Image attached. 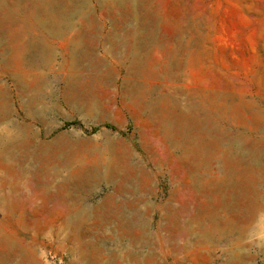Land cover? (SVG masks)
<instances>
[{"label": "rangeland", "instance_id": "rangeland-1", "mask_svg": "<svg viewBox=\"0 0 264 264\" xmlns=\"http://www.w3.org/2000/svg\"><path fill=\"white\" fill-rule=\"evenodd\" d=\"M36 1L0 0L4 264H264V0Z\"/></svg>", "mask_w": 264, "mask_h": 264}, {"label": "bare ground", "instance_id": "bare-ground-1", "mask_svg": "<svg viewBox=\"0 0 264 264\" xmlns=\"http://www.w3.org/2000/svg\"><path fill=\"white\" fill-rule=\"evenodd\" d=\"M17 1V0H16ZM21 1V0H20ZM25 1H27V0H25ZM30 1V0H29ZM36 1V0H35ZM44 1V0H43ZM50 1H53V0H50ZM37 2V1H36ZM40 2V1H39ZM47 2V1H46ZM55 2V1H54ZM18 3V2H17ZM20 3H22V2H20ZM30 3V2H29ZM45 3V2H44ZM51 3V2H50ZM37 4V3H36ZM33 5H34V3H33ZM54 5H55V3H54ZM53 6V5H52ZM32 7V6H31ZM18 10V9H17ZM21 11V10H20ZM53 13H54V11H53ZM53 13H51V14H48L49 16H55V17H58V18H62V17H64L63 16V14L65 13L66 14V18H72V16H73V14H75V13H72L71 11H69L68 9H66V10H63V11H58V12H56V14H53ZM13 15V14H12ZM19 15V14H18ZM21 15V14H20ZM23 15V14H22ZM21 15V16H22ZM15 16V15H14ZM19 17V16H18ZM14 18V17H13ZM20 18V17H19ZM82 18V17H81ZM111 32V31H110ZM109 32V34H111ZM114 35V34H113ZM112 36V35H111ZM116 38V37H115ZM146 38V37H145ZM109 40H110V38H109ZM120 42V41H119ZM114 43V42H113ZM124 43V42H123ZM80 44V43H79ZM114 45V44H113ZM76 47V46H75ZM115 47V46H114ZM118 47V46H117ZM81 48V47H80ZM114 50V49H113ZM112 50V51H113ZM117 50V49H116ZM118 50H119V48H118ZM85 50H83L82 51V53L84 52ZM73 52V51H72ZM78 53V52H77ZM82 53H80L81 55L80 56H82L83 58H84V56L82 55ZM84 53H86V51L84 52ZM112 53V52H111ZM120 53V52H119ZM115 54H116V52H115ZM86 55V54H85ZM76 58V57H75ZM75 58H73V62H74V60H75ZM79 59V58H78ZM78 61H80V60H78ZM84 61V60H83ZM75 63V62H74ZM78 63V62H77ZM79 64V63H78ZM101 64V63H100ZM122 64V63H121ZM81 65V64H80ZM84 66V65H83ZM51 67V66H50ZM82 68V67H81ZM106 68V67H105ZM35 73V72H34ZM4 142H5V138L3 137V136H0V152H2V151H4V147H3V144H4ZM192 150V149H191ZM2 197V196H1ZM11 198V197H10ZM108 198H109V196H108ZM25 199H26V197H25ZM14 200H15V198H14ZM16 200H18V198H16ZM21 200V199H20ZM20 200H19V202H20ZM112 200V199H111ZM110 200V201H111ZM8 201H10V200H8ZM13 201V200H12ZM11 201V202H12ZM27 201V200H26ZM109 201V202H110ZM10 202V203H11ZM16 202V201H15ZM15 202H13L14 203V205H15ZM24 202H25V200H24ZM21 204V203H20ZM24 203H22L21 204V206L23 205ZM7 205H12V203L11 204H7ZM16 205H17V203H16ZM86 205V204H85ZM52 206V205H51ZM84 206V205H83ZM113 207H114V204L112 205ZM111 206V208H113ZM12 207V206H11ZM18 207V205L15 207V209ZM20 207V206H19ZM10 208V207H9ZM12 208H14V206L12 207ZM24 208V207H23ZM115 208V207H114ZM82 209V208H81ZM107 209H108V207H107ZM107 209H105L106 210V212H107ZM110 209V208H109ZM8 210V209H7ZM83 210V209H82ZM9 211H10V209H9ZM13 211V210H12ZM111 211V210H110ZM105 214V213H104ZM118 214V213H117ZM32 215V214H31ZM34 215V214H33ZM32 215V216H33ZM111 215V214H110ZM112 215H114V213L112 214ZM28 216V215H27ZM31 216V217H32ZM35 216V215H34ZM109 215H107V217H108ZM107 217H105V218H107ZM112 217V216H111ZM110 217V218H111ZM26 218H28V217H26ZM109 218V219H110ZM133 218V217H132ZM108 219V218H107ZM117 219H119V216H118V218ZM24 220H25V218H24ZM135 220V219H134ZM110 221V220H109ZM120 221H121V219H120ZM127 221V220H126ZM128 221H129V219H128ZM24 223H26L25 221H24ZM128 225V224H127ZM126 225V226H127ZM117 226V225H116ZM129 226V225H128ZM122 229H124V228H122ZM126 229V228H125ZM124 229V230H125ZM121 230V229H120ZM150 249V248H149ZM4 254V253H3ZM137 254V253H136ZM136 254H131V256L132 257H135L136 256ZM6 255V254H5ZM8 255V254H7ZM6 257L3 255L2 257H1V255H0V264H4V259H5Z\"/></svg>", "mask_w": 264, "mask_h": 264}, {"label": "trees", "instance_id": "trees-1", "mask_svg": "<svg viewBox=\"0 0 264 264\" xmlns=\"http://www.w3.org/2000/svg\"><path fill=\"white\" fill-rule=\"evenodd\" d=\"M66 125H68V123H65ZM95 129L97 128V126L96 127H94Z\"/></svg>", "mask_w": 264, "mask_h": 264}]
</instances>
